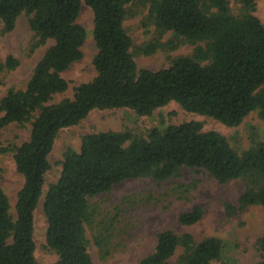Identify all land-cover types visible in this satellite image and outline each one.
<instances>
[{
    "label": "trees",
    "instance_id": "16d2710c",
    "mask_svg": "<svg viewBox=\"0 0 264 264\" xmlns=\"http://www.w3.org/2000/svg\"><path fill=\"white\" fill-rule=\"evenodd\" d=\"M0 0L4 33L12 32L26 15L37 40L32 52L53 41L36 65L23 90L11 89L0 101V131L10 124L32 123L30 139L14 152L17 171L24 178L11 215L0 167V264H38L35 258L34 212L43 195L49 156L59 133L79 125L91 112L127 109L150 117L171 102L186 112L238 128L254 112L264 122V24L256 16L255 0ZM94 14L93 37L98 50L93 65L96 77L76 88L72 99L51 104L69 88L63 74L83 59L86 29L78 23L82 5ZM148 9L144 27L155 26L158 39L140 48L152 55L167 32L178 43L198 45L191 56L175 58L168 68L139 69L131 53L133 40L125 29L134 8ZM133 8V9H132ZM20 62H0L2 74ZM251 148L240 155L216 131H203L197 121L164 129L146 137L129 132L85 135L80 151L68 148L58 181L50 185L43 204L47 219L46 243L58 256L57 264H94L86 228L96 222L91 199L131 179L165 182L184 168L207 173L219 183L242 180L245 190L237 209L264 207V134L250 129ZM230 209L235 210L232 206ZM195 207L179 216L189 227L203 217ZM101 237L95 241L101 245ZM264 264V236L256 241ZM229 264L225 244L209 237L197 241L190 233H160L154 252L139 264Z\"/></svg>",
    "mask_w": 264,
    "mask_h": 264
},
{
    "label": "rangeland",
    "instance_id": "374dc122",
    "mask_svg": "<svg viewBox=\"0 0 264 264\" xmlns=\"http://www.w3.org/2000/svg\"><path fill=\"white\" fill-rule=\"evenodd\" d=\"M255 1L256 16L264 24V0ZM229 2L236 13L238 7L235 0ZM133 10L136 11V16L128 18L124 26L133 40L131 53L139 69L158 71L168 68L175 58L191 56L198 45H203L187 42L180 44L174 33L167 32L159 39L161 46L156 53L145 55L140 48L154 42L158 35L155 26L142 25L148 9L140 7ZM28 20L26 15L20 16L15 29L10 33H4L0 21V62H5L8 57L20 62L14 71L2 74L0 101L11 89L26 88L36 65L53 44V41H49L47 45L32 52L37 38L30 29ZM78 23L87 31L83 46L84 57L63 74L69 88L65 93L56 95L51 104H57L66 98L72 99L77 87L96 77L93 61L98 50L93 37L94 14L85 4L82 5ZM190 121L200 122L205 132L216 131L222 134L240 155L252 146L251 128H255L261 136L264 134V122L258 112L249 115L238 128H230L211 118L188 113L175 102L158 109L150 117L139 116L127 109L96 110L79 125L62 130L49 156L51 169L46 174L43 195L34 212L37 263L58 262V256L46 243L48 223L43 204L50 185L56 183L60 177L63 156L68 148L80 151L82 138L89 134L129 132L134 136L146 137L154 128L164 129ZM31 130V122L24 126L10 124L0 131V149L21 146L30 139ZM0 167L1 185L9 199L11 215L16 219V203L24 185V178L17 171L14 152L0 153ZM244 190L245 184L242 180L222 184L205 172L188 168L182 169L176 178L165 182L152 179L126 180L114 186L108 193L91 199L93 210L97 212V220L92 227L86 228L89 253L94 264H139L143 258L154 252L158 235L172 230L178 234L190 233L197 241L209 237L222 240L225 244L224 260L229 264H258L261 253L256 248V241L264 236V207L251 206L238 211V199ZM195 207L203 210L202 219L193 226H182L179 216ZM99 235L102 236L101 245H97L95 241ZM182 253L183 250L179 249L171 264H177Z\"/></svg>",
    "mask_w": 264,
    "mask_h": 264
}]
</instances>
